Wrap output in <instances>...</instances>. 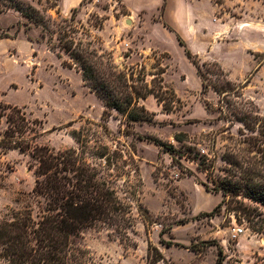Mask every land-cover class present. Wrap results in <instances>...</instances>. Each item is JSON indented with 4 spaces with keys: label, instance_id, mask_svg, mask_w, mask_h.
I'll return each mask as SVG.
<instances>
[{
    "label": "rangeland",
    "instance_id": "1",
    "mask_svg": "<svg viewBox=\"0 0 264 264\" xmlns=\"http://www.w3.org/2000/svg\"><path fill=\"white\" fill-rule=\"evenodd\" d=\"M20 1L40 10L55 2ZM185 2L191 4L187 21L197 26L196 39L210 41L199 57L208 91L173 37L185 21ZM167 3L172 24L165 21L163 1L157 10L151 5L134 18L123 0H82L76 7V23L85 27L91 40L97 38L95 48L111 54L121 69L144 64L147 71L155 72L153 66L160 59L167 87L182 101L167 113L149 96L145 105L156 114V123L135 125L137 136L126 135L116 112L109 119L108 130L103 128V102L75 69L63 66L41 29L26 30L25 19L12 10L0 15V105L25 108L31 117L43 121L38 143L55 151L77 148L72 134L82 130L92 159L96 141H100L108 148L99 152L107 154L111 172H120L117 187L121 196L128 198L130 192H136L149 211V219L139 217L129 231L130 240L109 229L87 231L84 244L96 264H217L219 259L222 264H264L262 204L241 194L225 199L214 216L204 215L224 199L214 192L212 181L219 184L227 178L232 170L227 161L234 159L242 165L256 162V153L249 152L239 135L243 127L239 120L264 119V0ZM56 11L48 13L57 17ZM71 15L72 10L63 14ZM155 22L166 23L174 32L156 27ZM154 54L156 60L151 57ZM64 59L69 60L67 56ZM214 63L221 69L211 66ZM215 88L234 90L236 96L225 97L226 92ZM5 127L3 121L0 133ZM177 134L187 136L183 143L176 141ZM202 156L214 161L211 179L201 166ZM27 163L28 158L18 151L5 154L0 149V220L31 201L35 178ZM128 179L129 185L125 183ZM239 229H244L243 233L234 237ZM160 254L164 260L155 263Z\"/></svg>",
    "mask_w": 264,
    "mask_h": 264
},
{
    "label": "trees",
    "instance_id": "2",
    "mask_svg": "<svg viewBox=\"0 0 264 264\" xmlns=\"http://www.w3.org/2000/svg\"><path fill=\"white\" fill-rule=\"evenodd\" d=\"M60 2L55 0L47 9L40 10L20 0H0V15L11 10L18 12L25 19L23 25L26 30L33 27L41 29L43 39L51 51L63 60V66L75 69L84 84L103 102L102 121L106 131L113 112L118 114L127 136H137L134 132L137 124H155L156 114L143 104L149 96H153L167 113L173 112L176 104H182L175 90L167 87L164 80L166 71L156 54L151 56L155 60L157 58L153 66L155 72L147 71L144 64L121 69L111 54H104L94 47L97 38L96 42L91 40L92 36L85 27L76 23L78 9H72L70 18L64 17L58 9ZM166 5L167 0H163V13ZM55 9L57 17L48 13ZM163 25L174 32L166 23ZM79 34L85 38L79 37ZM176 38L188 60L196 67L204 90L208 91L199 56L188 49L179 35L176 34ZM64 56L69 60H65ZM203 66L208 65L203 63ZM211 66L221 69L218 63ZM150 76L153 78L150 79ZM215 89L226 92L225 97L235 95L234 90ZM207 107L210 109V106ZM3 121L6 127L0 133V149L5 154L18 151L26 156L28 169L35 178L29 204L22 210H11L6 218L0 220V261L4 264H96L84 244L87 231L109 229L124 240H130L129 231L135 228L137 219H149V211L136 192H130L131 197L128 198L121 196L117 187L120 172L114 170L115 175L111 172L110 159L107 154L99 152L108 148L101 146L100 141H96L95 153L89 159V141L82 130L72 134L77 148L55 151L38 143L43 134V121L31 117L25 108L0 105V128ZM253 121L246 118L239 120L243 125L239 135L244 138L249 152L256 153V162L242 165L234 159L227 161L232 169L227 178L219 184L212 181L214 192L221 193L224 199L205 216H214L225 199H234L241 194L264 206V119L258 116ZM185 138V134L175 136L179 143H183ZM155 143L160 146L157 141ZM202 159L201 166L211 179L210 168L214 161L204 156ZM126 182L130 183L129 179ZM203 186L209 190V186ZM162 260L164 258L160 254L155 263ZM217 264H222V261L219 259Z\"/></svg>",
    "mask_w": 264,
    "mask_h": 264
},
{
    "label": "crops",
    "instance_id": "3",
    "mask_svg": "<svg viewBox=\"0 0 264 264\" xmlns=\"http://www.w3.org/2000/svg\"><path fill=\"white\" fill-rule=\"evenodd\" d=\"M162 1L163 0H123V5H124L126 11L128 12V14L131 15L132 18H134V16L137 15L138 12H140V11H146L147 12L149 6H151V5H153L155 7V9L157 10V8L159 7V5L161 4ZM81 2H82V0H68V2H66V0H62L60 11L62 14H67L72 9L78 7L81 4ZM166 6L167 7H166V10L164 13V18H165V21L167 23L172 24L168 20V8L170 7V5H168V3H167ZM190 6H191V4L189 2L184 3L183 7L185 9V15H186L185 21H184L183 25H181L179 28H176V30H177V34L185 41L188 49L194 55H198L200 57V55L201 56L203 55V50H205L210 45V41L208 39H204L202 37L196 39V36L198 35V28H197V26H192L187 21L188 16H187L186 11H187V8ZM155 24H156V27H158V25H161L160 22H155ZM161 26L163 28H165L163 24ZM173 37H174L175 41L177 42L176 36L173 35ZM198 42H200V43H198ZM184 54H185V52H184ZM146 101H143L144 105L146 104Z\"/></svg>",
    "mask_w": 264,
    "mask_h": 264
},
{
    "label": "built area",
    "instance_id": "4",
    "mask_svg": "<svg viewBox=\"0 0 264 264\" xmlns=\"http://www.w3.org/2000/svg\"><path fill=\"white\" fill-rule=\"evenodd\" d=\"M243 231H244V229H239V230H238V234L235 235L234 237H237L239 234L243 233Z\"/></svg>",
    "mask_w": 264,
    "mask_h": 264
}]
</instances>
